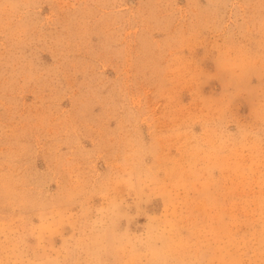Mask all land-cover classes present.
<instances>
[{
	"label": "rangeland",
	"instance_id": "374dc122",
	"mask_svg": "<svg viewBox=\"0 0 264 264\" xmlns=\"http://www.w3.org/2000/svg\"><path fill=\"white\" fill-rule=\"evenodd\" d=\"M0 264H264V0H0Z\"/></svg>",
	"mask_w": 264,
	"mask_h": 264
}]
</instances>
